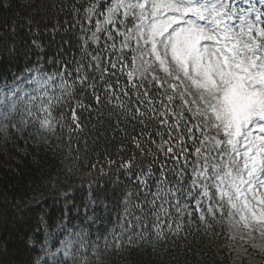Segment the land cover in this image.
<instances>
[{
	"label": "snow or ice",
	"instance_id": "snow-or-ice-1",
	"mask_svg": "<svg viewBox=\"0 0 264 264\" xmlns=\"http://www.w3.org/2000/svg\"><path fill=\"white\" fill-rule=\"evenodd\" d=\"M96 11L97 4L86 9L88 18ZM99 15L103 20L96 21V31L87 41H96L101 32H106L109 40L113 39V32L123 38L119 50L132 53L127 85L116 91L107 82L103 84V92H97L100 84L95 77L83 73L81 67L76 68L79 75L72 84L65 80V73L71 75L67 69L59 73L60 82L55 88L54 75L34 78L29 83L36 85L34 91L38 97L31 96L29 103L39 98L37 107L45 114L38 121L40 130L54 133L59 125L69 133L83 132L79 112L87 111L90 115L93 111L91 105L84 103L87 90H91L98 108L106 98V103L117 110L108 114L116 115V129L125 132L120 128L121 120L143 126L139 136L132 137L142 156L144 149L151 156L150 145H156L152 132L144 129L149 128V120H158L167 129L168 139H164L165 132L155 130V135L160 137L156 151L177 164L171 169L162 165L160 175L156 176L151 165L133 173V168L138 167L135 156L121 163L135 179L125 193L123 214L117 217L120 232L111 233V244L105 237V249L113 246L119 249L125 236L128 244L144 239L149 221L156 237L162 238V217L169 218L170 231L175 223L174 234H178L183 227L182 218L193 215L188 211V203L181 205L182 199L195 201L201 223H206L207 216L215 219L216 213L223 215L227 207L233 227L243 225L249 238L254 239V233L264 238V0H111ZM111 47L115 49V43ZM124 59L121 55L116 61L110 60L112 69ZM92 60L97 61L95 70L104 82L108 68L102 67L98 56ZM88 67H92L91 61ZM126 67L127 64H122L121 71ZM158 72L165 79L161 80ZM145 81L149 86L167 85L163 95L169 104L179 98L178 110L164 105L158 111L154 107L158 101L150 97L147 89L140 91ZM76 82L85 88L79 99ZM129 88L134 90L135 99ZM26 96L28 93H22L20 100ZM3 103L0 100V105ZM15 106L13 103L12 110ZM58 107L65 108V112L56 118L53 112ZM66 112L71 113L70 124ZM185 113L195 123L186 121ZM28 115H34L31 108ZM169 117L174 123H169ZM181 121H184L183 129ZM184 130L193 146L192 152L186 146ZM189 156L195 159L190 161ZM187 171L191 172V182L185 188ZM173 210L181 222L172 219ZM98 247L93 245L94 254Z\"/></svg>",
	"mask_w": 264,
	"mask_h": 264
},
{
	"label": "trees",
	"instance_id": "trees-1",
	"mask_svg": "<svg viewBox=\"0 0 264 264\" xmlns=\"http://www.w3.org/2000/svg\"><path fill=\"white\" fill-rule=\"evenodd\" d=\"M96 2L0 0V86L12 84L27 71L38 70L56 77L55 88L60 82L59 73L67 69L71 75L65 73V80L72 84L79 75L76 68L81 67L83 73L95 77L100 84L97 92H103V84L107 82L112 83L116 91L124 89L128 83L127 72L132 70V53L119 50L122 37L113 32V39L109 40L103 32L98 42L84 43V37L89 36L96 28V21L103 17L99 13L111 4V0H99L96 14L88 18L86 9ZM113 43L115 49L111 47ZM96 54L102 67L108 68L109 74L104 82L100 81V73L95 70L97 62L92 60ZM121 55L125 59L112 69L109 61H116ZM90 61L92 67H88ZM122 64H127L123 71ZM75 88L79 99L85 88L78 82ZM164 88L155 84L149 86L145 81L140 91L147 89L150 97L158 101L154 104L158 111L164 105L178 110L177 98L169 104L163 95ZM128 91L135 99L134 90L129 88ZM58 93L56 88L55 94ZM84 103L91 105L93 111L90 115L87 111L79 112L83 132L69 133L66 127L61 129L57 125L46 143L27 144L22 150L18 147L22 146V141L12 132L13 142L9 147H0V264H38L43 253L45 231L53 232L62 223L79 228L91 246L99 245L97 250L103 262L89 258L84 264H242L234 262L233 253L226 246L224 217L218 212L215 219L207 216L206 223H201L199 213L195 211V201L187 199L180 203H188V211L193 215L182 218L183 227L178 234H174L175 223L170 231L167 227L169 218L162 217V238L156 237L152 221H149L144 239H135L134 243L128 244L125 236L119 249L114 246L105 249V237L111 244V233L120 232L117 217L123 214L125 193L135 179L134 175L126 173L121 163L135 156L138 167L133 168V173L140 167L146 169L151 165L156 176L160 175L162 165L171 169L177 164L156 151L160 137L155 135V130L165 132L164 139H168L167 129L158 120H149V128L144 129L152 132L156 145H150L153 149L151 156H148L147 149L142 156L132 143V137L139 136L142 125L121 120L120 128L125 129V135L116 129V115H108L117 110L106 103V98L98 108L91 90H87ZM62 112L65 108L58 107L53 115L59 118ZM100 112L103 114L99 115ZM65 114L70 124L71 113ZM168 119L169 123H174L171 117ZM185 120L195 123L187 113ZM183 125L184 121H181L182 129ZM182 134L189 152H192L186 130ZM194 159L189 156L190 161ZM109 160L113 163L109 164ZM190 182L191 172L187 171L185 188ZM204 210L206 213V206ZM172 219L181 222L174 210ZM243 264H264V254L257 263L245 260Z\"/></svg>",
	"mask_w": 264,
	"mask_h": 264
},
{
	"label": "rangeland",
	"instance_id": "rangeland-1",
	"mask_svg": "<svg viewBox=\"0 0 264 264\" xmlns=\"http://www.w3.org/2000/svg\"><path fill=\"white\" fill-rule=\"evenodd\" d=\"M95 4H97L98 8V3L96 2ZM93 14H96V12ZM98 20L102 21L103 17ZM128 26H132L131 18L128 20ZM95 31L96 28L90 32L88 37ZM102 33H98V39L94 41L95 43L98 42ZM88 37H84L86 45L90 42L87 41ZM157 75L161 80L165 79L163 73L158 72ZM48 76L41 71L30 70L20 75L12 84L0 86V100L4 102L3 105H0V147L2 149H7L9 144L13 142L11 138L12 132L22 141V146H18L19 150L24 149L27 144H44L46 143L45 138L48 140L52 132L40 130L38 122L45 115L37 107L40 103L39 98L33 103H29L31 96L38 97V94L34 91L36 85L29 83V81L36 77L47 78ZM25 92L28 93V96L21 101L20 96ZM10 94L12 95L9 99ZM49 94L52 95L53 93L50 92ZM177 100L180 105L179 98ZM13 103L16 105L14 110H12ZM29 108H31L33 116L28 115ZM227 211V207H225L222 215L227 227L225 242L233 253L234 262L243 264L247 260L257 263L260 256L264 254V238H261L258 233L253 234L254 239L249 238L248 230L243 225L233 227ZM238 218L236 217V219ZM44 236L43 253L38 264H84L86 262L85 258H93L96 261L103 262L100 251L96 249L94 254L93 246L86 241L84 233L77 227H68L62 223L53 232L45 231Z\"/></svg>",
	"mask_w": 264,
	"mask_h": 264
}]
</instances>
